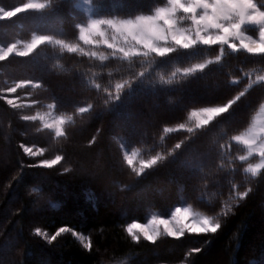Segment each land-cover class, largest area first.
<instances>
[{
    "label": "trees",
    "instance_id": "obj_1",
    "mask_svg": "<svg viewBox=\"0 0 264 264\" xmlns=\"http://www.w3.org/2000/svg\"><path fill=\"white\" fill-rule=\"evenodd\" d=\"M28 1L0 0V7ZM35 1L46 7L0 20V45L53 37L26 57L0 61V264H264V168L246 172L255 156L239 160L246 150L232 139L264 101V81L255 80L264 74V56L197 44L125 59L85 44L78 26L88 15L149 14L167 0H90L88 14L78 0ZM57 39L83 51L68 52ZM197 63L204 69L177 71ZM229 100L208 125L174 129L192 109ZM48 105L68 116L63 136L37 117L24 118ZM132 148L142 159H160L137 176L124 159ZM56 156L55 165L41 163ZM179 205L213 215L222 227L132 240L129 222ZM61 227L67 231L51 241Z\"/></svg>",
    "mask_w": 264,
    "mask_h": 264
},
{
    "label": "snow or ice",
    "instance_id": "obj_2",
    "mask_svg": "<svg viewBox=\"0 0 264 264\" xmlns=\"http://www.w3.org/2000/svg\"><path fill=\"white\" fill-rule=\"evenodd\" d=\"M44 3L32 2L24 3L10 10L0 7V20L10 19L27 10L44 9ZM190 21L188 27H182L178 21ZM247 25H254L257 29L255 35L246 31ZM80 39L85 44H106L108 48L115 49L122 54L123 58L132 57H164L175 51L177 48L189 49L197 44L205 46L219 45L221 52L224 46L232 52L244 51L253 56H264V6L257 3V0H167V6L157 7L152 15H137L134 18H100L91 19L86 26H78ZM112 32L111 42L106 39V30ZM117 38H120L126 46H118ZM53 37L49 35H33L31 40L24 43L23 48L18 49L15 43H9L0 49V61L5 60L9 54L15 53L18 56L26 57L33 53L39 46L45 43H52ZM56 44L66 48L68 52L83 51L78 46L66 44L63 40H55ZM96 55V53H91ZM101 59H105L101 56ZM217 61L220 56H216ZM211 63V61H208ZM204 63L193 64L189 68L177 69L185 75L204 69ZM264 80V76L259 77ZM22 83H30L25 81ZM8 88V92H15L21 87ZM122 85L117 84V91ZM243 95V93H241ZM12 103L11 100L8 101ZM234 103L229 100L221 106L204 107L199 112H194L197 117L196 127L200 128L208 125L210 121L226 112ZM80 108V112H84ZM26 120H35L36 117H24ZM43 119V117H41ZM70 119V118H69ZM65 121L62 117H57L51 123H45L44 127L55 129L57 137L64 135ZM183 128V125H180ZM191 131V129H189ZM233 140L239 142L247 149V155L258 154L261 162L255 165L249 164L247 171L256 175L257 171L264 168V124L259 127L250 128L246 133L235 135ZM180 144L176 148H180ZM31 152V149H25ZM135 153L126 156L124 159L128 166L139 176L145 169L151 168L160 159L153 156L148 160H140L139 167H134ZM247 156H239V160L244 161ZM61 160L56 156L53 160H44L45 165H55ZM222 227L221 222L213 215H201L193 213L188 207H176L170 218L153 216L147 224L132 223L127 227V232L133 241H138L140 236L146 241L153 242L161 234V228L168 237L179 238L187 234H215ZM39 231V230H37ZM67 231L61 227L56 235L51 237L55 241L57 236ZM50 241V242H51ZM90 247L89 244L84 245Z\"/></svg>",
    "mask_w": 264,
    "mask_h": 264
},
{
    "label": "rangeland",
    "instance_id": "obj_3",
    "mask_svg": "<svg viewBox=\"0 0 264 264\" xmlns=\"http://www.w3.org/2000/svg\"><path fill=\"white\" fill-rule=\"evenodd\" d=\"M78 1H79V2H78V5L83 9V11H84L85 13H87V14L90 13V0H78ZM261 1H262V3L264 4V0H261ZM28 2H32V0H30V1H28ZM28 2H26V3H28ZM35 2H38V1H35ZM39 3H40V2H39ZM163 6H167V2H166V4L163 5ZM163 6H161V7H163ZM154 13H155V9H154L151 13H149V14H145V15H152V14H154ZM112 18H114V17H112ZM91 19H100V18H98V17H92L91 15H88V18H87L86 22H85L84 24L79 25V26H86L87 23H88V21L91 20ZM118 19H119V18H118ZM123 19H126V18H123ZM178 24H179L180 26H182V27H188L189 24H190V21L182 20V21H178ZM245 27H246V31H247L249 34H252V35H255V34H256L257 29H256V27H255L254 25H247V26H245ZM78 37H79V39H80L79 29H78ZM31 38H32V37H31ZM105 38L108 39V40L111 42V40H112V32H111L110 29H107V30H106V37H105ZM30 40H31V39H30ZM28 41H29V40H28ZM26 42H27V41H24V42L16 41V42H14V43L17 45V48L20 49V48H23L24 43H26ZM116 43L118 44V46H126V45L124 44V42H123L120 38H117ZM7 45H8V44H7ZM7 45H0V49H3V48L6 47ZM94 45H102V46H106V47H107L106 44H102V43H100V44H94ZM261 76H264V74H262V75H260V76H257V77L255 78V80H260L259 77H261ZM262 81H264V80H262ZM17 84H24V83H22V82H18ZM11 88H14V87H11ZM7 92H8V91H7ZM8 93H10V92H8ZM8 100H11L12 103H18L17 99H16L15 97H12V96H8ZM209 107H216V106H209ZM201 108H204V107H201ZM201 108L192 109L191 112H190V114H189V116H188L187 121L184 122V123H182V124H179V125L176 126L174 129L181 128L180 125H183V126H184L183 129H192V128L196 127L197 117L194 116L193 113H194V112H199V110H200ZM35 117H37V118L41 121V123H42L43 126H44L45 123H51V122H52L53 120H55L57 117H62V118L64 119L65 122L68 120V116H65V115H62V114H59V113L55 112V111L53 110L52 105H48V107H47L44 111L35 114ZM41 117H43V119H41ZM261 124H264V101L261 103V105L259 106V108H258L257 111L255 112V114L253 115V118H252V121H251L250 125H249L244 131H242L241 133H239V134H237V135H240V134L246 133L250 128H253V127H259V126H261ZM51 130H53V131L55 132V129H51ZM234 141H235V140H234ZM236 142H237V141H236ZM244 148H245V150H246V153L244 154V156H247V158H249L250 156L247 155V149H246L245 146H244ZM133 153H135V157H134V165H133V166L136 167V168L139 167V161H140V160H148V159H142V158L139 156L138 151H137L136 149H133V148H132V149H124V155H125V157H126V156H131ZM252 156H255V159H254L253 161L247 163V165H246V167H245V171H246V172H248V171H247V168H248L249 164L255 165V164H258V163L261 162V158L259 157L258 154H253ZM54 159H55V158H54ZM150 159H151V158H150ZM51 160H53V159H51ZM42 162H43V161H41V163H42ZM42 164H43V163H42ZM259 170H260V169H259ZM259 170H258V171H259ZM258 171H257V173H258ZM248 173H249L250 175H253V174L250 173V172H248ZM257 173H256V174H257ZM176 207H182V208H183V207H188L189 210H190L191 212H193V213H198V214H201V215H204V214H202L201 212L196 211V210L192 209L191 207H189V206H187V205H179V206H176ZM176 207H174L172 210H170V212H169L168 214H166V215H161V214H159V213L156 212V211H152V212L146 217V219L143 220V221H131V222H129V223L126 225V230H127L128 225H129V224H132V223L147 224V222H148L153 216H159V217H163V218H170V217H171V213L175 210ZM160 231H161L160 236H162V235H167L166 233L163 232V229H162V228H161ZM45 237H46V238H50L51 236H49V235H45ZM140 237H142V236H140ZM78 238H79L80 240H82V241H86V240H84V238L81 237V236H78Z\"/></svg>",
    "mask_w": 264,
    "mask_h": 264
}]
</instances>
